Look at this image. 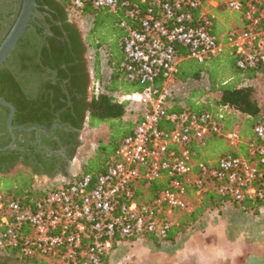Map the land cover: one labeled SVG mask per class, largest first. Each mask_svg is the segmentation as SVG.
I'll list each match as a JSON object with an SVG mask.
<instances>
[{"label": "built area", "instance_id": "1", "mask_svg": "<svg viewBox=\"0 0 264 264\" xmlns=\"http://www.w3.org/2000/svg\"><path fill=\"white\" fill-rule=\"evenodd\" d=\"M64 2L76 21L92 17L85 21L91 29L98 13L115 17L120 55L106 45L87 48L91 72L96 55L100 66L92 93L125 101L131 132L98 174L80 164L70 177L0 189V256L20 264H109L122 241L171 244L178 215L193 213L209 195L220 204L263 203L264 123L244 137L225 127L240 114L234 109L214 108L206 95L193 107L176 101L185 99L178 95L187 84L178 79L184 62L230 55L241 73L264 70V0ZM230 15L234 24L224 26ZM115 74L140 92L107 91ZM212 138L227 149L215 159L207 157ZM154 184L162 188L150 193Z\"/></svg>", "mask_w": 264, "mask_h": 264}, {"label": "flooded vegetation", "instance_id": "2", "mask_svg": "<svg viewBox=\"0 0 264 264\" xmlns=\"http://www.w3.org/2000/svg\"><path fill=\"white\" fill-rule=\"evenodd\" d=\"M19 4L20 0H0V29H3V21L8 20L1 38L15 20ZM44 9V13L35 9L41 18L30 20L21 44L14 49V58L11 56L4 64L14 76L23 101L18 123L14 122L16 108L13 105L12 125L37 128L30 131L15 129L10 133L6 120L4 124L2 122L4 111L0 109V114L3 113L0 115V176L6 171L12 174L17 170L34 180L67 176L74 166V155L82 145L87 117L81 129L77 126L93 94L85 42L87 35L79 23L77 25L66 4L61 10L53 3ZM82 47L86 49L83 52ZM149 245L158 247L152 242ZM0 264L20 263L0 256Z\"/></svg>", "mask_w": 264, "mask_h": 264}, {"label": "trees", "instance_id": "3", "mask_svg": "<svg viewBox=\"0 0 264 264\" xmlns=\"http://www.w3.org/2000/svg\"><path fill=\"white\" fill-rule=\"evenodd\" d=\"M36 10L39 13H44V6L50 7V4L53 3L59 7V9H63V4H65L64 0H35ZM20 8V4L18 10ZM116 23V19L113 15L108 13H98L96 16L93 28L90 33L86 36V49L88 47H92L93 49H98L100 45H102L106 41V37L108 33H111L112 26ZM10 27V26H9ZM10 28H8L9 30ZM6 30L5 34L8 32ZM5 36V35H4ZM4 36L0 39V42L4 38ZM120 32L117 37L119 38ZM22 42V39L18 42L19 46ZM97 42V43H96ZM82 47V52L86 50ZM11 56L14 58V51ZM8 62V61H7ZM6 62V63H7ZM223 62V65H222ZM5 63V64H6ZM4 66V67H3ZM0 68V97L4 98L6 101L11 102L16 108V115L14 118V122L18 123L17 117L18 113L22 112L23 105L20 99V89L18 85L14 82V76L9 71L8 67L6 68L3 65ZM225 66L229 69V71L234 75L242 74L245 77L252 79L254 75H256L260 70H250L245 73H241L235 68L234 58L230 55H226L215 60L210 61V63L205 67V65L196 64L194 62H184L181 64L178 74V79L181 82H186L188 80L193 81H201L204 78L210 84L212 90L217 88L216 90L219 92V97L214 101L213 107L217 108L220 106H227L229 108L234 109L240 114L247 117L246 125L241 132L243 136H248L251 132V129L256 123H264V110L260 108L257 99L254 96V89L251 86H236L234 84H222V81L219 80L218 73L220 67ZM261 72V71H260ZM91 79H100V66L99 60L96 55L95 61L93 63ZM122 94H130L140 92V88L134 85H125L119 81L118 74L112 76L110 83L106 86V90L109 92L113 91H121ZM195 94H192L188 97H185L186 105L189 107H193L195 104ZM126 105L127 103L118 102L112 97L105 94H92V99L90 103H86L85 109L82 112L80 125L78 128H82V125L87 117V125L90 128H95L98 125L105 124L108 126L109 130H111V135L108 144H100L97 151V156L90 162H88L85 166L86 171H93L95 174H98L101 164L103 163L102 159L99 157L100 154H104L105 158H108L110 155L114 154L115 150L118 147L119 142L131 132L132 124L130 122L125 121L126 116ZM210 110L211 108L207 106ZM4 111L0 115H3L2 119L3 124L5 123L8 109L4 107H0ZM1 118V117H0ZM1 121V119H0ZM165 126V125H163ZM225 127L229 128V123H226ZM209 147L207 150H210L213 155L217 153H223L221 140L218 138H212L208 143ZM75 149L71 156H73ZM241 154H245L244 149H241ZM12 166V165H11ZM10 166V168H11ZM5 174L0 176V183L4 185L3 189H12L16 188L17 192H20L23 189H28L31 187L33 182L35 181L32 176L23 172L22 170H17L15 173L9 174L7 171ZM10 188V189H9ZM162 188L161 185L154 184L151 188L148 189L150 193H154ZM221 199L216 195H209L207 199L201 204V206L196 209L193 213L187 215L182 214L179 217L178 225L172 228L168 239L171 243L174 242L175 237L184 233L186 228L199 220V217L202 213L211 208H216L220 205ZM249 203V202H245ZM256 206L263 203H254Z\"/></svg>", "mask_w": 264, "mask_h": 264}, {"label": "rangeland", "instance_id": "4", "mask_svg": "<svg viewBox=\"0 0 264 264\" xmlns=\"http://www.w3.org/2000/svg\"><path fill=\"white\" fill-rule=\"evenodd\" d=\"M85 16L87 15H84V17ZM83 19L86 20H77V25L79 23L80 29L84 34H87L85 29H91V26L85 27V21L90 22L92 17H85ZM222 21L224 26H230L234 24L235 18L230 15L223 17ZM7 22L8 20L3 21V29H0V39ZM118 33L119 29L115 23L112 26L111 33L107 34L108 36L105 38L106 41L102 44L108 46L113 51L115 57L120 55L117 46ZM89 57L90 53H87V58L89 59ZM209 63L210 61L205 64V67H207ZM218 69L219 73L217 78L222 81V84H234L239 87L251 86L254 89V96L257 99L260 108L264 110V70L261 72L259 71L252 79H249L242 74L233 75L225 66ZM91 88H94L93 80ZM216 89L217 88H214V90L211 89L206 78L199 82L191 80L187 81V84L183 86L182 91L179 92L178 95L181 97H188L195 94V97H197L195 101H198L203 95H206L210 103L214 104V101L219 97V92ZM121 92L122 89L119 93L122 94ZM176 102L179 106L181 104L186 105L185 100L179 99ZM133 107L138 109L139 104L133 103ZM237 115L238 116L235 119H229V128L241 130L242 132L246 125L247 117L240 114ZM110 135L111 130H109L108 126L105 124L98 125L95 128H90L88 125L84 126L81 136L82 145L74 155L75 163L73 164V172L78 169L80 164H82L83 167L85 164L92 161L97 156L99 145L109 143ZM222 148L224 150L223 152L227 150L223 143ZM218 155L219 153L213 155L210 150H207V157L210 159H215ZM99 157L102 161L107 159L104 154H100ZM3 188L4 185L0 183V189L5 191ZM181 215L182 214L178 216L181 217ZM207 220L210 223L216 222L220 225L190 224L184 233H180L182 235H177L179 239L171 244L163 245L162 247H151L148 241L143 239L134 242L122 241L112 250L109 264H173L174 256L176 254L173 252V249L176 246L175 243H182L183 245L185 242H189L193 246L199 245L198 250L200 251L199 254H201V256L211 255V252L213 251L212 249L215 248V244H225V249L228 250L227 254L229 255L227 259H230V261L226 262L223 260L222 264H232L233 261H236L237 264H242L245 260H248L251 255H256L257 252H262L264 255V206L262 204L261 206H256L254 202L243 203L241 205H233L230 203L220 204L216 208L205 210L199 217L198 221L206 222ZM213 228H217V232H213L216 235L214 237L211 232ZM250 239L251 241L254 239L262 243L250 242ZM236 243L239 245V250L235 247ZM218 248L220 251L221 247ZM222 254L224 255L225 253ZM223 255H221V257H223ZM221 257L220 259H222ZM251 260L254 261L253 258Z\"/></svg>", "mask_w": 264, "mask_h": 264}, {"label": "water", "instance_id": "5", "mask_svg": "<svg viewBox=\"0 0 264 264\" xmlns=\"http://www.w3.org/2000/svg\"><path fill=\"white\" fill-rule=\"evenodd\" d=\"M35 9V0H20V8L15 17V20L13 21L10 29L0 42V68L10 59L11 54L16 48L18 42L22 38L27 28L30 27V20L34 17L41 18V15H39L35 11ZM0 106H4L9 110L6 118V127L10 133H12V131L15 129H20L22 131H30L37 128L31 127L29 129H24L21 127L13 126L12 121L15 115V108L13 104L0 99ZM71 168L72 169L70 170V173L67 175V177H70L74 173L73 166ZM246 264H252V262H247Z\"/></svg>", "mask_w": 264, "mask_h": 264}, {"label": "crops", "instance_id": "6", "mask_svg": "<svg viewBox=\"0 0 264 264\" xmlns=\"http://www.w3.org/2000/svg\"><path fill=\"white\" fill-rule=\"evenodd\" d=\"M195 224L193 225H220L219 223H210L208 220L206 222L203 221H196L194 222ZM213 234V237L216 236L213 232H217V228H213V230L211 231ZM178 235H182V234H178ZM219 235V234H218ZM178 238L175 237L176 241ZM188 241V240H187ZM255 243H262L259 242L258 240H252ZM250 239V242H252ZM151 244V242H148ZM175 247L173 249V252H175V256H174V262L173 264H222L223 260H225L226 262H229L230 259H227L229 257V255L227 254V249L225 244H215V248H213L211 255H206V256H201L200 251L198 250L199 245L193 246L191 245V243L189 242H185L183 245L182 243H175ZM186 245V246H185ZM181 246V247H180ZM221 247L220 251L219 248ZM235 247L239 250V245L238 243H236ZM172 252V251H171ZM220 252V253H219ZM222 253H225L224 255ZM221 255H223V257H221ZM257 255V256H256ZM256 255H251V257L248 258V260H245L242 264H246L249 261H252L251 259L253 258V262L257 263V264H264V255L262 254V252H257ZM226 258H225V257ZM220 257L222 259H220ZM234 259V258H233ZM256 261V262H255ZM232 264H237L236 261H233Z\"/></svg>", "mask_w": 264, "mask_h": 264}, {"label": "bare ground", "instance_id": "7", "mask_svg": "<svg viewBox=\"0 0 264 264\" xmlns=\"http://www.w3.org/2000/svg\"><path fill=\"white\" fill-rule=\"evenodd\" d=\"M137 97H138V95L135 94V98L134 99L136 100ZM250 262H253V261H250ZM250 262H248V263H250ZM254 264H257V263H254Z\"/></svg>", "mask_w": 264, "mask_h": 264}]
</instances>
